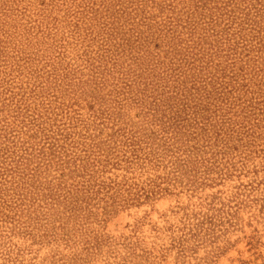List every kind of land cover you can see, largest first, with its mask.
Returning a JSON list of instances; mask_svg holds the SVG:
<instances>
[{
	"label": "rangeland",
	"instance_id": "rangeland-1",
	"mask_svg": "<svg viewBox=\"0 0 264 264\" xmlns=\"http://www.w3.org/2000/svg\"><path fill=\"white\" fill-rule=\"evenodd\" d=\"M0 264H264V0H0Z\"/></svg>",
	"mask_w": 264,
	"mask_h": 264
}]
</instances>
